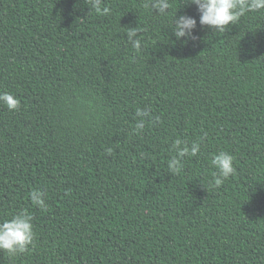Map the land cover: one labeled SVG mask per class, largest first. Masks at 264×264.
Listing matches in <instances>:
<instances>
[{"label": "trees", "instance_id": "1", "mask_svg": "<svg viewBox=\"0 0 264 264\" xmlns=\"http://www.w3.org/2000/svg\"><path fill=\"white\" fill-rule=\"evenodd\" d=\"M170 2L0 0V92L20 101L0 103V222L24 210L35 233L0 264H264V9L215 32ZM176 139L200 151L172 174ZM221 151L235 174L216 187Z\"/></svg>", "mask_w": 264, "mask_h": 264}, {"label": "clouds", "instance_id": "2", "mask_svg": "<svg viewBox=\"0 0 264 264\" xmlns=\"http://www.w3.org/2000/svg\"><path fill=\"white\" fill-rule=\"evenodd\" d=\"M88 3V0H86ZM185 5H196L200 13L199 23L207 25L215 32H225L229 24H235L240 17L247 12L259 11L264 9V0H184ZM101 0H91V10L104 15L109 14L108 7H100ZM170 0H147L145 7L150 8L158 14H165L171 7ZM177 13V12H176ZM175 16L171 22V28L175 37L193 39V30L196 27V19L187 15ZM139 28H128L125 32L128 42L137 51L141 48V40L137 33ZM0 103L4 104L9 110L14 111L20 107V101L12 93L0 92ZM150 108H137L136 116L139 118L136 129L142 131L145 127V118L150 117ZM172 148L176 156L168 161V169L172 174H178L182 169L181 159L185 156L195 157L200 151L199 143H192L189 147L183 140L176 139L172 142ZM109 152L112 150L109 149ZM234 157L221 151L212 158V165L217 170L213 174V184L216 187L221 186L225 180L235 174ZM32 203L41 209L46 210L47 205L43 199L44 193L34 189L30 192ZM33 217L27 211H20L10 220L0 222V251L8 254L24 253L34 240Z\"/></svg>", "mask_w": 264, "mask_h": 264}]
</instances>
